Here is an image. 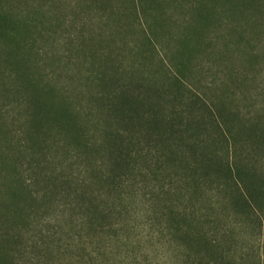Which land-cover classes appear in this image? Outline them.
<instances>
[{
    "label": "rangeland",
    "instance_id": "obj_1",
    "mask_svg": "<svg viewBox=\"0 0 264 264\" xmlns=\"http://www.w3.org/2000/svg\"><path fill=\"white\" fill-rule=\"evenodd\" d=\"M2 9L19 28L0 33V69L19 76L25 95L34 92L28 71L49 92L31 106L0 90V161L10 157L15 169L3 168L0 189L16 175L34 193L24 201L30 224L14 221L20 264H264V212L237 211L223 188L197 185L184 170L189 160L148 167L125 183L100 179L105 128L125 126L105 119L94 98L103 90L100 66L117 81H148L161 95L199 94L216 116L202 136L216 137L210 150L231 162L249 155L264 171L263 15H252L256 24L231 0H0ZM151 98L142 112L172 113L173 102ZM44 104L59 116L47 119ZM1 221L0 232L9 231L12 218Z\"/></svg>",
    "mask_w": 264,
    "mask_h": 264
},
{
    "label": "trees",
    "instance_id": "obj_2",
    "mask_svg": "<svg viewBox=\"0 0 264 264\" xmlns=\"http://www.w3.org/2000/svg\"><path fill=\"white\" fill-rule=\"evenodd\" d=\"M236 3L237 8L245 6L243 15L264 16V0H231ZM239 10V9H237ZM253 17V18H255ZM10 11L0 10V33L9 35L13 30L18 29L16 25H12L10 21ZM209 18V17H207ZM259 21L255 18V22ZM26 24L29 22L25 21ZM19 26V25H18ZM30 26L26 29L29 30ZM9 29V30H8ZM1 56V54H0ZM98 67L95 79L102 85L103 90L96 92L94 98L98 111L104 114L105 119H111L119 126L123 124L131 132L142 135H127L123 132L125 128L112 126L105 128V138L101 140L100 146L106 151L107 162L105 165L107 171L100 173V179L110 180L116 183L120 178L122 182H127L132 175H143L148 167H156V169L164 170L168 168L172 161L179 159L189 160L185 171H193L195 183L197 185L203 183L210 184L214 187L223 188L228 192V198L235 210L248 213V211L264 212V171L257 170L252 159L248 156L237 161V155L231 162L230 155L226 154L221 157L216 155L218 150H210L212 144H216V137L209 135L208 139L203 141L202 136L206 130V123L210 118H216L210 109V104L199 94L186 95L181 90L171 89L167 94H162L159 88L149 82H134L125 80H115L112 71H106ZM178 76V75H177ZM15 73L6 74L0 69V90L5 96H14L13 101L23 105L25 103L41 104L42 94H49L46 87L41 85V80H34V75L28 71L24 74V81L32 86L34 92L24 94L23 87H19L15 83L18 80ZM7 79V81H2ZM181 86L183 80L178 76L176 78ZM35 87V88H34ZM48 96V95H47ZM158 98L160 106L161 100L168 99L174 103L172 113L161 117L158 113L148 115L141 111L145 101ZM17 97V98H16ZM11 104V103H10ZM45 104L39 110L46 113L47 119H55L56 115L52 110H45ZM34 115L36 113L34 112ZM2 116V114H1ZM208 116V117H207ZM207 117V119H206ZM221 117V116H220ZM163 118V119H161ZM63 123L68 125L72 123V119L65 111L62 114ZM4 124V123H3ZM167 125L170 127L169 135H158L159 127ZM96 131H100V126ZM69 129V128H68ZM74 132H80L77 124L74 122ZM147 131L148 133H145ZM162 133V131H160ZM167 132V130H166ZM191 135H185V134ZM149 134V135H145ZM74 138H83V135H73ZM190 137V138H189ZM212 138V144L209 140ZM82 146H90L91 143L84 139ZM209 141V143H207ZM10 142V141H9ZM88 142V143H87ZM205 142V145H203ZM160 145V149L158 146ZM168 146L165 148L164 146ZM207 147L205 151L203 149ZM165 148V149H164ZM0 166V177L5 173V166L10 170H15L10 164V157H2ZM166 162V164L164 163ZM104 163V162H103ZM109 163V164H108ZM165 165H167L165 167ZM200 169H202L201 172ZM90 175L93 179L95 171ZM97 176V174H95ZM85 182H90L87 176ZM12 181L7 184L6 193L0 189V226L3 219L6 223H10L9 231L0 232V264H20V258L16 255L17 238L20 237V227L16 218H20L27 225L30 224L31 215L28 214L29 206L24 203L25 199L33 200V191L29 190L26 181L13 176ZM17 182V183H16ZM16 184V186H15ZM3 187V185H2ZM4 188V187H3ZM8 197V201L6 199ZM89 206L92 207L93 199L87 197ZM14 215L11 217L10 215ZM18 216V217H17ZM14 218V219H13ZM13 230V231H12Z\"/></svg>",
    "mask_w": 264,
    "mask_h": 264
}]
</instances>
